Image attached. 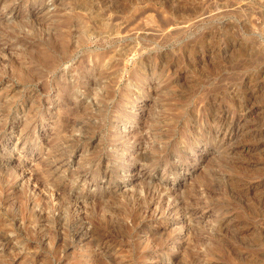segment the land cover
Here are the masks:
<instances>
[{"label":"rangeland","instance_id":"374dc122","mask_svg":"<svg viewBox=\"0 0 264 264\" xmlns=\"http://www.w3.org/2000/svg\"><path fill=\"white\" fill-rule=\"evenodd\" d=\"M0 264H264V0H0Z\"/></svg>","mask_w":264,"mask_h":264}]
</instances>
